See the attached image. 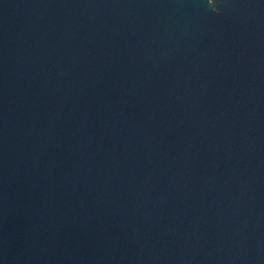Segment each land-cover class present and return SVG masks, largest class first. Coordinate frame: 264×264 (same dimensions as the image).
<instances>
[{
    "label": "water",
    "instance_id": "95a60500",
    "mask_svg": "<svg viewBox=\"0 0 264 264\" xmlns=\"http://www.w3.org/2000/svg\"><path fill=\"white\" fill-rule=\"evenodd\" d=\"M0 264H264V0H0Z\"/></svg>",
    "mask_w": 264,
    "mask_h": 264
}]
</instances>
